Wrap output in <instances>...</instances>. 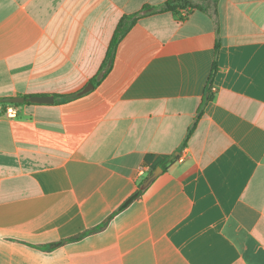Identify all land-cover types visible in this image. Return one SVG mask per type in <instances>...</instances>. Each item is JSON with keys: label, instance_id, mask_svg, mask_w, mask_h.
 I'll return each instance as SVG.
<instances>
[{"label": "crops", "instance_id": "crops-1", "mask_svg": "<svg viewBox=\"0 0 264 264\" xmlns=\"http://www.w3.org/2000/svg\"><path fill=\"white\" fill-rule=\"evenodd\" d=\"M166 1L0 0V100L54 98L0 117V264H264V0L139 18L109 68Z\"/></svg>", "mask_w": 264, "mask_h": 264}, {"label": "trees", "instance_id": "trees-1", "mask_svg": "<svg viewBox=\"0 0 264 264\" xmlns=\"http://www.w3.org/2000/svg\"><path fill=\"white\" fill-rule=\"evenodd\" d=\"M217 1L218 0H168L161 7L144 6L141 9V11H139L135 15L124 16L116 28V31H115V34L113 37V41L111 42L110 47H109V57L107 59V63H108L109 68L113 62L114 52L116 50L118 42L130 31V29L135 25L136 21L139 18H142L145 16H151V15H155V14H160V13H165V12H171L173 14H181L183 17H187L188 14L192 11L211 12L215 9L214 7H215ZM215 73H216V66L213 65L210 77L213 78ZM103 75H104V73H103ZM103 75H102V73L100 75V72H99V76H103ZM75 97H76V95H69V96H65V97L64 96L63 97L56 96L55 98H57L56 102H63L64 103V102L70 101L71 99H74ZM0 105H4L2 103V100H0ZM15 106L18 107L19 105H15ZM201 115H202V111H199L197 118L195 119L193 125L188 130L187 137H186L182 147H185L187 145V141L190 138V136L192 135V133L194 132ZM177 159H178L177 156H173L169 160H167L165 163H163L161 165V167L165 168V166L167 164L172 163L173 161H175ZM141 193H142L141 190H138L135 193V195H133V197L129 200V202H127L125 204V206H123L121 209H124L127 204H129L131 201H133L134 199L139 197ZM121 209H119V211ZM109 221H110V219L106 220L99 227L90 229L85 234L77 235L75 237L70 238L69 240L62 241V242L58 243L57 245H51L49 247V249H52V248L57 247L61 244H64L65 242L79 241L86 234L91 235V234H94L97 232H101L102 230H104L106 228Z\"/></svg>", "mask_w": 264, "mask_h": 264}, {"label": "water", "instance_id": "water-1", "mask_svg": "<svg viewBox=\"0 0 264 264\" xmlns=\"http://www.w3.org/2000/svg\"><path fill=\"white\" fill-rule=\"evenodd\" d=\"M93 86L90 84L79 95H83L91 90ZM4 104H14L22 105L25 103L30 104H52L54 103V98L52 96H33V97H14V98H5L2 100ZM162 173V168L158 167L152 175H150L141 186V190H145L160 174Z\"/></svg>", "mask_w": 264, "mask_h": 264}, {"label": "built area", "instance_id": "built-area-1", "mask_svg": "<svg viewBox=\"0 0 264 264\" xmlns=\"http://www.w3.org/2000/svg\"><path fill=\"white\" fill-rule=\"evenodd\" d=\"M214 90V89H212ZM18 111L17 107L13 104H4L0 105V117H6L9 119H14L17 117ZM144 168H140L137 171V177H140L143 174Z\"/></svg>", "mask_w": 264, "mask_h": 264}, {"label": "rangeland", "instance_id": "rangeland-1", "mask_svg": "<svg viewBox=\"0 0 264 264\" xmlns=\"http://www.w3.org/2000/svg\"><path fill=\"white\" fill-rule=\"evenodd\" d=\"M4 104V103H3ZM14 105V104H13ZM17 107V106H16Z\"/></svg>", "mask_w": 264, "mask_h": 264}]
</instances>
